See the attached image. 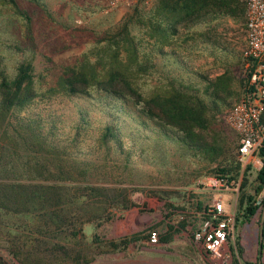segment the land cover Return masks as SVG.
Listing matches in <instances>:
<instances>
[{
  "label": "rangeland",
  "instance_id": "rangeland-1",
  "mask_svg": "<svg viewBox=\"0 0 264 264\" xmlns=\"http://www.w3.org/2000/svg\"><path fill=\"white\" fill-rule=\"evenodd\" d=\"M108 1L0 0V75L13 77L28 63L36 91L25 107L0 111V259L27 264L13 247L24 261L43 264H67L64 252L73 249L91 257L88 264H213L191 233L212 198L199 181L226 167L240 180L237 194L224 195L234 215L231 264H264L262 186L235 148L212 157L144 120L136 104L122 105L96 89L87 96L54 89L73 73L123 75L144 99L174 87L204 101L213 129L236 146L226 114L247 78L244 13L211 6L190 13L177 0ZM214 86L222 87V100L212 97ZM106 125L115 134L104 138ZM37 163L50 174L62 170L70 183L103 189L86 206H71L69 228L61 232L40 228L38 206L26 203L32 184L63 181L37 171ZM248 195L257 205L252 215L245 213ZM124 199L131 205L118 210ZM80 221L73 234L71 223ZM133 234L138 239L124 248L109 244Z\"/></svg>",
  "mask_w": 264,
  "mask_h": 264
},
{
  "label": "trees",
  "instance_id": "trees-1",
  "mask_svg": "<svg viewBox=\"0 0 264 264\" xmlns=\"http://www.w3.org/2000/svg\"><path fill=\"white\" fill-rule=\"evenodd\" d=\"M185 9L191 13L196 9L204 8L206 6L216 7L224 10L227 14L234 15L238 10L244 13L243 6L236 0H177ZM31 66L28 63H22L17 67V72L13 77H7L6 75H0V111L1 113H7L13 108L25 107L35 96L36 91L32 83V75L30 74ZM54 89L62 91L68 96H87L91 93V90L96 89L97 93L103 94L105 97H110L114 101L120 102L122 105L136 104L139 106V113L145 119L153 121L157 127L172 135L179 142L184 145L198 150L204 154H208L212 157H218L221 154H225L231 149H236L237 146L229 145L225 141V137L213 129L214 122L212 121L211 108L208 107L204 101H202L197 95H191L183 92L180 89L172 87L171 91L165 95H154L150 98L144 99L141 94L132 87L130 80L123 75H107L101 79L94 78L93 76L81 75L79 73H73L72 75H63L59 78ZM222 90L221 86L212 87V97L214 99L222 100L219 92ZM101 95V96H103ZM113 127L106 125L103 137L113 136L115 133L112 130ZM227 146H230L227 147ZM37 171L51 173L43 167L41 163H37ZM232 168L220 167L217 172L228 176L229 179H233V176L229 175ZM57 174V173H56ZM49 177V176H45ZM52 179L63 180L47 182H36L30 184L32 190L28 201H32L38 206V211L34 214L40 220V228H44L47 231L53 230V232H61L62 227L66 225L69 228L68 221L69 212L71 206H79L80 208L87 203L97 199L98 196H102L100 186L92 184H80L76 185L70 183L71 176L67 175L62 170L59 174H50ZM257 178L260 184L264 181V163L260 169ZM50 182V183H49ZM18 185V184H16ZM244 185V183H243ZM22 186V184H21ZM19 188H22V187ZM85 189L86 194L80 195L78 190L75 193L66 190L71 189ZM109 190V189H108ZM110 190H115L111 188ZM114 193V192H113ZM105 197H107L105 193ZM116 198L117 196H113ZM113 197H109L110 203L114 202ZM14 198V197H13ZM247 205L245 207V213L247 215L254 214L257 205L253 204V196H246ZM244 201V196L241 197L240 203ZM100 202V201H96ZM131 205V202L124 199V203L120 204V209H126ZM28 212V211H27ZM96 215V214H95ZM95 215L91 214L86 217L84 221L90 222ZM82 221L74 226L73 234L78 235L80 225ZM172 227L169 225V228ZM77 232V233H75ZM138 237L133 235L124 236L118 241H110L109 244L113 249L124 248L129 242L137 240ZM9 251L19 261L27 262V264H43L39 260L24 261L21 257V253L15 248L10 247ZM64 252L65 260L67 264H88L91 257L84 255L80 250H70V252ZM0 264H6L0 259Z\"/></svg>",
  "mask_w": 264,
  "mask_h": 264
},
{
  "label": "built area",
  "instance_id": "built-area-1",
  "mask_svg": "<svg viewBox=\"0 0 264 264\" xmlns=\"http://www.w3.org/2000/svg\"><path fill=\"white\" fill-rule=\"evenodd\" d=\"M120 1L109 0L115 5ZM244 8L245 44L242 50L246 59L247 78L241 97L229 108L226 122L237 138V156L243 168L258 175L264 163V0H236ZM202 189L212 196L203 211L197 212L199 222L192 230V239L199 243L213 264H231L229 247L234 235V215L226 207V192L238 193L240 180L217 173L199 181ZM258 202L264 205V181L261 183ZM150 241L158 234L150 232Z\"/></svg>",
  "mask_w": 264,
  "mask_h": 264
}]
</instances>
